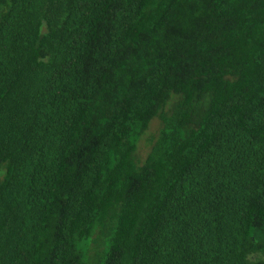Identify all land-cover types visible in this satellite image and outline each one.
Instances as JSON below:
<instances>
[{"label":"trees","instance_id":"obj_1","mask_svg":"<svg viewBox=\"0 0 264 264\" xmlns=\"http://www.w3.org/2000/svg\"><path fill=\"white\" fill-rule=\"evenodd\" d=\"M0 264H264V0H0Z\"/></svg>","mask_w":264,"mask_h":264},{"label":"rangeland","instance_id":"obj_2","mask_svg":"<svg viewBox=\"0 0 264 264\" xmlns=\"http://www.w3.org/2000/svg\"><path fill=\"white\" fill-rule=\"evenodd\" d=\"M172 102L173 100L169 103L167 107V111L170 110L172 107ZM162 127V121L159 118H156L152 121L149 130L147 133L142 137L138 150H137V155L140 159L144 160L148 153L150 152L152 148V143L150 142V139L152 136H157L159 133L160 128Z\"/></svg>","mask_w":264,"mask_h":264}]
</instances>
